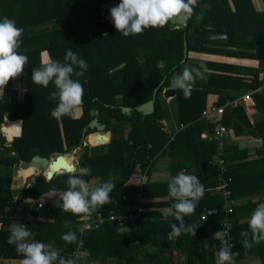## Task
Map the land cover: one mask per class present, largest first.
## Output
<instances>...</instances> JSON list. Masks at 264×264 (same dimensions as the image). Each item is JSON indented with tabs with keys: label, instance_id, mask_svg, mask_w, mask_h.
<instances>
[{
	"label": "crops",
	"instance_id": "0c3cea01",
	"mask_svg": "<svg viewBox=\"0 0 264 264\" xmlns=\"http://www.w3.org/2000/svg\"><path fill=\"white\" fill-rule=\"evenodd\" d=\"M197 1L201 3L203 0ZM2 2L3 1L0 0V4ZM111 2H116L118 5L121 0H110L104 4L102 9L103 24L108 25L110 24L108 22H111ZM218 3L220 6H226V4L230 3L233 8H235V6L240 9L244 8L247 13L250 14L252 20L257 19L264 25V0H220ZM1 7L3 11L7 10L2 4L0 5V8ZM88 7L92 9L89 5L85 6V8ZM1 16L7 15L3 14ZM68 20L69 18L47 21L45 25H42V30L40 34H38L41 36L38 38L44 39L47 37L46 34L48 32L57 29L66 30L67 24L71 23V19ZM110 25L112 28H115L113 23ZM170 27L175 30H185L188 28L174 26L171 23ZM194 30L201 29L196 28L190 30L188 36L185 33L184 41L185 39L188 40V42L191 41ZM147 31L149 30H145L144 33L140 35H129L127 37L121 35L120 37L122 40L125 42L127 41L130 45L126 42L124 44L126 48L118 50L116 53L111 52V48L102 51L104 53L102 55L98 51L96 53L91 51L89 57L94 63L91 65H89L82 56L85 55L86 52H81L80 54L78 52L80 58L85 60L88 64V68L84 72V75L78 77L84 87V96H87L88 85H92V90H98L97 97L92 100L93 102L105 101L104 103L102 102V107H104L103 111H105V113L103 115V111L100 112L99 110L91 109L97 111V116L93 117L91 115V110L88 111V115L91 118L82 131V144L75 150L73 149L74 145L71 146L66 139V122L67 120L74 121L85 119L87 113L84 106H81L74 116H69L70 118L63 116L60 119H55L51 116V111L56 107L58 102L53 101L49 103V93L56 91L55 85L50 84V88L44 89V91L31 80L33 69L41 67L42 62L52 60L48 51L40 53L39 60L35 61L37 64L36 66L28 58L24 74L11 80L5 91H0V105L6 99L8 100V111L4 116L1 128L4 127L7 122L14 123L18 121H20L22 127H24L23 119L16 121L10 119L13 115L12 112L15 110L19 111L20 109L23 110L25 104L32 105L33 107L46 92L44 94L45 100L42 99L38 102L40 105V115L38 118L40 127L45 132L49 133L50 140H53L52 148L44 147L40 155L34 154L33 157L40 156L50 158L55 154L72 152V162L74 163L73 172L66 173L60 171L51 180H48L45 170L39 171L35 176L30 175L26 177L21 175L16 177L15 173L12 176H8L12 178L11 191L13 193L14 202L12 224L23 223L32 232V237L35 240L46 244H52L40 239L41 230L45 229V225L58 224L54 230L67 233L74 229L73 219L80 216L63 211L62 208L57 205V201L59 200L60 194L68 188L66 181L69 175H76L79 173L81 167H85L82 162L86 152L88 158H90L89 160H94L95 167H91L93 163L90 164L91 175L85 176L83 179L89 181L92 186H96L108 180L109 173L115 176L114 183L116 187L110 193L111 202L98 208L97 211L92 214V217L100 214L104 218L107 227L83 228L84 222L80 220L81 217L78 220L80 222L79 230L81 235L76 243L70 244V250L52 244L60 257L73 259L72 254L79 247L80 241H82L83 252L76 264H119L117 261H114L113 257L107 255L95 259L90 257V253L86 250L83 234L91 230H108L109 234H113L112 238H115V236L118 238L126 237L131 233L133 235L135 233L144 234L142 236V244L146 250L144 258L148 259L150 262L161 260L162 264H215L217 257L205 263L204 259L206 255L204 254L217 251V240L214 239L216 226H207L206 223H202L199 220L201 214L204 213L205 210L214 209V202L219 198L217 195L220 194L217 191L219 170L213 163V158L217 154L216 143L213 139L215 126L218 125V123L224 124L226 122L227 124L224 125L229 129V134L227 136L228 144L232 146L239 145L242 149L251 148L248 155L249 160H256L259 158L255 151V139L251 131H244L237 135L234 128L237 123L236 119L239 118L238 112L235 111L234 113L237 106L245 108V114L248 116L251 123H254V120H256V117L259 115V111L253 107L252 100L245 102L242 99L249 90L245 88L240 90L225 88L224 90L220 87L223 92L221 90L219 95L218 93H212L216 88L207 84L208 81L197 79L192 87L190 96L185 97L182 91L177 90L175 97L166 98L165 93L171 86L173 74L175 72H182L183 68L186 66L195 65H189L187 62L183 63L182 60L180 62L181 67H179L175 64L176 60H171L170 57L167 59L168 52L166 44L163 51L154 49L155 45H152L151 48L143 46L148 51L138 53L134 45L140 42V40H143L145 32ZM81 36L82 34H77L76 36L71 34L67 39L70 45H73L72 41L74 39L79 40ZM232 38L233 35L228 40ZM214 42H211L209 45H218V47L210 50V52L206 51L208 50L206 48L205 51H200L202 48L190 47L192 49L189 50V57L200 61L202 60L201 65L203 60H208V62L211 63L224 64H227L226 60H229V63H232L230 65L242 67L246 71L247 69H259V72H264V62L248 58L228 57L214 53L213 50L223 49L219 44L220 41ZM205 44H207V42ZM75 45L79 47L77 43ZM131 45L133 49H129ZM139 45L141 44L138 43V46ZM29 52V49L27 51H20L21 54L27 57L30 55ZM208 52L210 54H207ZM98 58L104 64L102 65L104 73L101 71V73L106 76L104 79H99L101 74L98 72V65L96 63ZM232 59L234 61H232ZM60 62L63 63V61ZM196 66L199 67V65ZM77 71H79V69H77ZM108 76L110 77L109 79H107ZM73 78L77 79L75 76ZM150 83H155L157 85L155 88H151L148 86ZM103 98L105 100H103ZM221 99H225L222 104L220 102ZM151 100H154V112L152 114L146 115L136 110V107L147 104ZM43 103H46L44 107H42ZM233 104H236V106L234 107ZM213 106H225L224 114L222 116L217 114H212L209 117L204 116L203 112L211 109ZM126 108H128L129 111H125L124 109ZM95 118H97L100 123L107 126L104 134L110 138L108 143L99 145H92L89 143L90 136L93 134L96 135V130L88 128L89 124ZM155 121H158L160 124ZM31 124L36 127L34 120L29 118L28 125L30 126ZM161 125L163 127H161ZM7 126H13V124H8ZM85 130H87L86 137L83 138ZM0 135L3 138L7 137L1 132V129ZM2 145L3 142H0V158H2V160L3 158L17 159L20 166L19 158L21 157V153L18 151L8 152ZM260 148L261 146H259V149ZM262 149H264V141ZM17 153H19L20 156H18ZM49 155L51 156L49 157ZM28 160L29 158L26 157L25 161ZM135 162H141L144 166L149 167L148 181L140 188V199L137 198L138 188L140 187L138 185L139 182L130 180L133 164ZM5 167L4 165H0L1 177H4L5 173H10L5 170L9 168ZM185 169L188 174L196 175L205 187V193L195 208L197 214L191 218V228L192 224L201 222L199 225L205 229V233L202 236L197 235L194 234L193 229L190 232L181 231L179 235H176L174 232H169L167 234V243L164 253L160 258L154 259L159 256L163 242L158 230L164 223L173 218L167 219L161 212L162 209L170 206V201H174L168 194V181L171 177L176 176L181 170ZM93 172L95 174H93ZM229 172L234 182L231 167ZM39 178H44L43 183L45 185L41 195L38 198H26L23 202H20V197L23 195V192L30 189ZM243 179V183L248 185L247 187L245 186V194L242 199L248 214L252 213L259 203H264V170L252 172L250 177L246 179L244 177ZM13 184L15 186H13ZM231 188L230 193L232 194ZM22 200L23 199H21V201ZM40 200H43L45 204L44 209L38 208L34 204L35 201ZM50 214L51 216H48ZM110 216H115L116 219L112 221L110 220ZM213 218L212 216L211 220ZM25 219L27 220L26 222H24ZM38 223L40 225H38ZM0 226H2L1 223ZM205 241H207V245H205ZM177 246L180 247V249L177 248ZM247 258V260L244 259L241 262L238 261L240 259H235V264H261L256 253L249 255ZM21 261L22 260L6 259L0 256V264H21Z\"/></svg>",
	"mask_w": 264,
	"mask_h": 264
},
{
	"label": "trees",
	"instance_id": "16d2710c",
	"mask_svg": "<svg viewBox=\"0 0 264 264\" xmlns=\"http://www.w3.org/2000/svg\"><path fill=\"white\" fill-rule=\"evenodd\" d=\"M108 1L110 0H14L12 5H4L7 9L6 11H3L2 7L0 8V16L6 14V17L15 20L17 26L24 29V34L22 36L23 43L19 51L22 52L29 49L30 57L28 56V58L35 66L37 65L35 61L39 60L40 53L43 51H48L52 57V60L65 62L64 57L68 49H71L74 53H76L79 58V54L81 52H86L85 55H81L89 63V65H91L94 64L89 57L91 55V51L93 53L98 51L102 55L104 54L102 51L108 50L110 48V51L114 53H116L118 50L126 48L124 44L127 41H123L120 37L123 34L119 33L116 28H112L110 25L112 22H108L110 23L108 25L102 23V9L104 4ZM218 1L220 0H205V2L204 0L201 1L203 5L206 3L212 5L210 11L203 9V5H201V3L199 4L197 1L198 6L195 7V14L192 16L191 22L187 29L175 30L170 27L169 23L164 28L148 29L149 31L145 32V37L143 40L137 42L141 44V46L149 48H151L152 45H155L154 49L159 51H163L166 44V49L168 52L167 59L170 57L171 60H176L175 64L181 67L180 62L183 60L185 33L188 36L189 31L196 28L227 30L233 32V38L225 42H220L219 44L223 49L213 50L214 53L228 57L248 58L258 60L259 62H264L263 23L257 19L252 20L250 14H248L244 8H236L235 5V8H233L230 3L226 4V6H220ZM87 5L91 6L92 9L90 7L85 8ZM219 6L221 14H216L215 10H217ZM210 12L213 13L214 17H216V21L212 19ZM201 13H203L202 19L197 20L196 14ZM219 17L226 19L219 21ZM65 18H69V20L71 19V23L67 24L66 30L63 31L57 29L55 31L48 32L46 34L47 37L44 39L38 38L41 36L38 34H40V31L42 30V25H45L47 21L62 20ZM227 20L229 21L228 23H223ZM71 34L73 36L82 34V36L79 40L74 39L72 41L73 45H70L67 37H69ZM76 43L79 45V47L75 45ZM138 43H136L134 47H137ZM131 48L133 49L132 45L129 47V49ZM188 49L191 50L192 48L189 47ZM205 50V48H202L200 51ZM206 51L210 52V50ZM232 61L234 60L232 59ZM99 62L101 61L98 58L96 63ZM205 66L209 69L206 80L208 81L207 84L216 88L212 91V93H218L220 95V91L222 90L220 87L224 86L234 90L245 88L249 91H256L251 97V100L253 101V107L259 111V115L256 117V120H254V123H251L250 119L245 114V108L237 106L234 110V113L235 111L238 112L239 118L236 119V122L239 124L236 123L234 128L237 135L239 133H243L244 131H251L255 139V151L259 158L256 160H249L248 155L251 148L242 149L239 147V145H227L226 151L228 153V159L232 163L231 170L234 178L231 188L232 196L230 195L228 197H223L218 194L217 196L219 198L214 202L213 205L214 209L217 210V212L212 215L214 218L211 220V216L208 223H202H206L207 226H216V232L222 231L220 220L227 215L225 209L232 208L234 212L233 214H230L229 217L233 222V228L230 231L229 238L226 239H228L230 245H234L231 248L232 252H239V255L235 256L234 259H240L238 261L241 262L244 259L247 260L249 255L256 253L261 261V264H264V241H261L258 244H253L250 249H245L244 245L242 244L244 237L241 236L242 232H249L248 240L249 242H252V235L248 224L252 213L247 214L246 206L242 200L243 195L245 194L244 189H246L248 186L247 184L243 183V178L245 177L246 179L247 177H250L252 172L264 170V149H262L264 141V72H259V69H247L246 71L242 67L224 63L207 62ZM99 71L100 68L98 67V72ZM50 84L48 88H44L40 85L39 87L41 90L49 89ZM156 85L157 84L155 83H150L148 86L155 88ZM87 89V96L83 97L82 104L87 113L85 115V119L74 121L67 120L66 122V139L71 146L74 145V150L82 144V131L84 127H86L88 120L91 118L88 115V111L91 109H96L102 112L104 108L102 107V102L104 103L105 101L93 102L92 100L93 98L95 99V97H97L98 90H92V85H88ZM44 94L42 95V98L38 100V102L42 99L45 100ZM53 101L54 100L50 99L49 103ZM224 101L225 99H221V104ZM38 102L33 105V107L32 105L25 104L23 106V110L20 109L19 111L15 110L12 112L13 115L10 117L12 121L21 119L24 120L23 134L21 137L15 138L11 136L3 138L0 135V142H3V148L8 152H20L23 160H25L26 157L31 160L34 154L40 155L44 147L52 148L53 140H50L49 133L45 132L40 127V121L38 118L40 115V105ZM45 105L46 103H43L42 107ZM7 111L8 100L6 99L0 105V129ZM29 118L34 120V124L36 125L37 129L35 126H32V124L30 126L28 125ZM67 118L70 117L67 116ZM18 123L20 124V121H18ZM224 124L227 123L225 122ZM13 136H15V134ZM93 136H95V134L91 135L90 137V141L92 142L90 144L92 145L108 143L105 141L97 142L98 139L96 137L93 138ZM259 146H261L260 149ZM89 159L90 158H88V154L86 152L85 158H83L82 162L83 166L90 167V164L93 163L91 167H95L94 160ZM18 163L19 162L17 159L3 158L2 160V158H0V165L6 166L5 168H12L13 170H16V177L21 176ZM93 174L95 173L93 172ZM43 182L44 178H39L30 189L23 192V195L20 197V202H23L26 198H38L45 186ZM11 187L12 178L0 176V223L2 224V226H0V256H3L6 259L22 260L23 256L17 252L16 246L8 243V238L10 235L9 229L10 225H12V217L14 215V202ZM21 199L23 200L21 201ZM173 202L170 201V205ZM225 206L226 208L223 209ZM6 209H9V211H6ZM48 216H51V214ZM84 216L89 215L81 214L78 218L73 219L74 229L71 231L76 232L79 238L81 234L79 230L80 222L78 220ZM166 218L168 219L172 217ZM200 223L201 222H196L192 224V229L194 230V233L196 231L197 235L202 236L205 233V229L200 227ZM38 225L40 224L38 223ZM57 226L58 224L45 225V229L41 230L40 239L45 242H50L57 246L64 247L66 250H70V244L62 239V236L65 234V232L54 230V228ZM112 235V233L109 234L108 230H91L83 234L86 250L90 253V257L92 259L107 255L113 257L114 261H117L119 264L121 262V264H162L161 260L157 262H150L148 259L144 258L146 251L144 245L142 244V236L144 234L135 233L133 235L131 233L122 238H118L117 236L112 238ZM220 246V241L217 240V251L207 252V254L216 253L217 255ZM177 248L180 249L178 246ZM64 258L67 259V257Z\"/></svg>",
	"mask_w": 264,
	"mask_h": 264
},
{
	"label": "clouds",
	"instance_id": "9594fccd",
	"mask_svg": "<svg viewBox=\"0 0 264 264\" xmlns=\"http://www.w3.org/2000/svg\"><path fill=\"white\" fill-rule=\"evenodd\" d=\"M196 6L197 0H121L117 6L110 9V19L117 31L127 37L143 34L150 28H164L178 17L191 19ZM203 9L210 11L211 4H204ZM202 16L203 13L196 14L197 20L202 19ZM23 34L24 29L18 27L15 20L6 16L0 19V91H5L11 80L25 72L28 57L19 51L23 43ZM64 61L42 62L41 67L33 69L31 74L34 84L44 88H48L50 83L55 85L56 91L49 93V99L58 101L51 111V116L55 119L74 116L83 104L84 87L78 77L84 75L88 64L71 49L66 51ZM208 72L209 69L205 65L195 68L186 66L182 72L175 75L173 88L182 91L185 97H188L196 80H207ZM74 76L77 79H74ZM90 175V167H81L78 174L69 175L66 181L68 188L60 194L57 201V205L63 211L90 216L98 208L111 202L110 193L116 187L114 174L109 173V179L96 186L83 179ZM204 193V184L196 175L188 174L186 169L169 179L168 194L174 202L161 212L163 216L173 217L180 222L179 226L171 225V232L179 235L181 231H192L191 226L185 228L183 217L193 214ZM248 224L252 242L248 240L249 232H242L241 236L244 237L242 244L245 249L264 241V203L257 205ZM9 231L8 243L15 245L17 252L23 256L21 264H76L74 259L60 257L52 244L35 240L32 232L23 223H13ZM62 239L71 244L76 243L79 237L76 232L69 231L63 234ZM214 239L219 240L221 245L216 264H235L234 257L239 255V252H232V246L225 238L224 230L215 232Z\"/></svg>",
	"mask_w": 264,
	"mask_h": 264
},
{
	"label": "water",
	"instance_id": "95a60500",
	"mask_svg": "<svg viewBox=\"0 0 264 264\" xmlns=\"http://www.w3.org/2000/svg\"><path fill=\"white\" fill-rule=\"evenodd\" d=\"M190 22V19H183L182 17L175 18L173 21H170V23L174 26H179V27H188ZM232 32L225 31V30H218V29H201V30H194L193 31V36L190 42L185 39L184 41V59L183 63L187 62L189 65H201L200 60H196L194 58L189 57V47H194V48H201L204 43L206 42H214V41H223L226 39H229L232 37ZM177 73L175 72L173 74V79ZM173 79L171 81V86L169 89L166 90L165 97L166 98H173L176 96L177 90L173 88ZM125 111H129L128 108L124 109ZM136 110L138 112L144 113L146 115H150L154 112V100H151L149 103L144 104V105H139L136 107ZM91 115L97 116V111L96 110H91ZM156 123L160 124L158 121H155ZM13 126L16 131L15 137H21L23 134V127L22 123L14 122ZM106 125L102 124L98 121L97 118H95L88 126L91 130H96L97 134V142H102V141H110V138L104 134L106 130ZM161 127H163L161 125ZM86 131H84L83 138L86 137ZM1 132L7 136V132L4 130V127L1 128ZM18 156H20L19 153H17ZM69 156L73 157L72 152H67L65 154H55L54 156L50 158H45V157H40V156H35L33 157L30 161H25L21 157L19 158L20 161V175L23 176L24 170L26 168H34L33 170V176L37 175V172L42 171V170H49L46 173L47 177H51L48 180H51L60 170L65 171L66 173H70L74 171V163H69L67 159ZM52 158V159H51ZM40 168V169H39ZM196 209L194 210L193 214L190 216H184V226L185 228L191 226V218L192 216L196 215ZM179 221H177L175 218L170 219L168 222L164 223L160 228H159V235L162 237L163 242H162V247H161V252L158 257L154 259H158L162 256V254L165 251L166 243H167V234L172 231L171 225L176 224L179 226ZM184 232V231H183Z\"/></svg>",
	"mask_w": 264,
	"mask_h": 264
},
{
	"label": "built area",
	"instance_id": "2783aa9c",
	"mask_svg": "<svg viewBox=\"0 0 264 264\" xmlns=\"http://www.w3.org/2000/svg\"><path fill=\"white\" fill-rule=\"evenodd\" d=\"M110 5L114 7V6H117V3L111 2ZM255 92L256 91L254 90L249 91L247 94H245L242 97L243 101L249 102L251 100V97L255 94ZM233 106L235 107L236 104H233ZM224 112H225V106L224 107L213 106L211 109L204 111L203 115L206 117H209L212 114H217L219 116H222ZM228 134H229V129L223 123H218V125L215 126L214 133H213V139L216 143L217 154L213 158V163L218 167V170H219V175L217 179L218 181L217 191L223 197L230 196L231 194L230 188L233 183V179L229 175L230 174L229 171H230V167L232 163L231 161L227 160L228 153L226 151V147L228 145V137H227ZM148 170H149V167L144 166L143 163L141 162H135L133 164V170L130 176V180L139 182L138 185L140 187L138 188V193H137V198L139 199H140L139 192L141 190L140 188H142V186L145 185L148 181ZM34 204L38 208L44 209L45 204L43 200L35 201ZM225 208L226 206L223 209ZM225 211L227 212V215L220 220V226L222 228V231L224 230L225 232V238H229L230 231L233 227V222L231 218L229 217V215L233 214L234 211L232 208H226ZM216 212H217L216 209L205 210V212L202 213L200 216V221L206 222V223L209 222L210 216H212ZM115 219H116L115 216H110V220L114 221ZM80 220L84 222L83 228L106 226L105 220L100 214L95 215L94 217L84 216ZM26 221L27 220L25 219L24 222ZM231 246L233 247L234 245L231 244ZM82 252H83V242L80 241L79 247L72 254V258L76 261V263L81 258Z\"/></svg>",
	"mask_w": 264,
	"mask_h": 264
},
{
	"label": "rangeland",
	"instance_id": "374dc122",
	"mask_svg": "<svg viewBox=\"0 0 264 264\" xmlns=\"http://www.w3.org/2000/svg\"><path fill=\"white\" fill-rule=\"evenodd\" d=\"M3 2L1 3L3 6L5 5V6H8V5H12L13 4V2H14V0H2ZM0 4V5H1ZM200 4V3H199ZM201 5H203L202 3H201ZM212 6V5H211ZM215 13L216 14H219L220 13V6H219V8L217 9V10H215ZM221 14V13H220ZM208 15H209V13H208ZM210 15L212 16V19L214 20V21H216L215 20V18L216 17H214L213 16V13L212 12H210ZM3 17H5V16H1L0 17V19H2ZM224 19H226V18H223V17H219V21H223ZM229 21L227 20V21H224L223 23H228ZM211 42H207V44H210ZM214 43H217V42H214ZM137 48V52L138 53H142V52H147L148 50L146 49V48H144L143 46H141V45H139V46H137L136 47ZM222 62V61H221ZM226 63L227 64H232V63H229V60H226ZM253 64H255V63H253ZM257 64V63H256ZM97 65H98V67L100 68V71H102L103 73H104V71H103V66L102 65H104L103 64V62H99V63H97ZM141 65H143V64H141ZM190 68H195V67H197V66H189ZM259 67H260V64H259ZM261 68V67H260ZM99 71V74H101V77L99 78V79H104L106 76L104 75V74H102L101 72ZM110 77L108 76V78L107 79H109ZM101 82V81H100ZM224 90H225V88H228V87H222ZM222 92H223V90H222ZM111 94H112V92H111ZM103 100H105L104 98H103ZM104 113H105V111H103V115H104ZM91 137V136H90ZM94 137H96L97 138V135H95V136H93V138ZM89 143H92L91 141H90V139H89ZM52 155V154H51ZM51 155H49V157L51 156ZM6 171H9L10 173L8 174V173H5V176L4 177H8V176H12L15 172H16V170H13L12 168L11 169H5ZM64 172V171H63ZM15 183H17V182H15ZM13 186H15L14 184H13ZM202 250V249H201ZM153 252V251H152ZM204 255H206L205 256V259H204V262L205 263H208V261L209 260H212V259H215L216 257H217V255H216V253H214V254H209V255H207V254H204ZM203 262V261H202Z\"/></svg>",
	"mask_w": 264,
	"mask_h": 264
},
{
	"label": "bare ground",
	"instance_id": "6f19581e",
	"mask_svg": "<svg viewBox=\"0 0 264 264\" xmlns=\"http://www.w3.org/2000/svg\"><path fill=\"white\" fill-rule=\"evenodd\" d=\"M8 124H13V123H11V122H7V124H5L4 125V130L7 132V137H10V136H13L14 135V133H16V131H15V129L16 128H14V126H7ZM105 142H109V141H105ZM67 161L69 162V163H72V157L71 156H69V158L67 159ZM40 169V168H39ZM33 170H34V168H26L25 170H24V173H23V176H26V177H28V176H30V175H33ZM46 171V173L49 171V170H45ZM60 172V170L58 171V173ZM65 172V171H64ZM37 173H39V172H37ZM26 177H23V178H26Z\"/></svg>",
	"mask_w": 264,
	"mask_h": 264
},
{
	"label": "flooded vegetation",
	"instance_id": "af4514ba",
	"mask_svg": "<svg viewBox=\"0 0 264 264\" xmlns=\"http://www.w3.org/2000/svg\"><path fill=\"white\" fill-rule=\"evenodd\" d=\"M210 29V28H209ZM228 39H226V40H223V41H220V42H225V41H227ZM206 46V47H205ZM218 47V45H209V44H203V46L201 47V48H206V49H208V50H212V49H215V48H217ZM207 54H210L209 52L207 53ZM202 61V60H201ZM208 62V60H203V63H202V65H205V63H207ZM209 63V62H208ZM200 66V65H199Z\"/></svg>",
	"mask_w": 264,
	"mask_h": 264
}]
</instances>
